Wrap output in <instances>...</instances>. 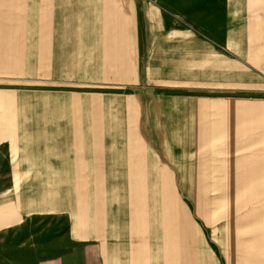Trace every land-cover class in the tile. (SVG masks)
<instances>
[{"label":"crops","instance_id":"obj_1","mask_svg":"<svg viewBox=\"0 0 264 264\" xmlns=\"http://www.w3.org/2000/svg\"><path fill=\"white\" fill-rule=\"evenodd\" d=\"M156 1L0 0V245L15 264H177L162 254V102L172 100ZM221 1L218 42L235 67L262 69L238 40L264 36V0ZM224 102L237 131L241 101ZM258 209L246 221L251 264H264Z\"/></svg>","mask_w":264,"mask_h":264},{"label":"rangeland","instance_id":"obj_2","mask_svg":"<svg viewBox=\"0 0 264 264\" xmlns=\"http://www.w3.org/2000/svg\"><path fill=\"white\" fill-rule=\"evenodd\" d=\"M156 5L161 8L162 94L172 100L162 102L160 218L170 228H162V254L177 264H251L246 221H256L264 206V174L259 173L260 181L250 177L258 146L251 143V116L261 111L264 122V36L238 40L262 69L240 59L235 67V55L218 42L221 0H157ZM224 100L241 101L237 131L225 126L226 116L234 114ZM232 167L236 176L229 173ZM10 256L11 247L0 245V264H15Z\"/></svg>","mask_w":264,"mask_h":264}]
</instances>
